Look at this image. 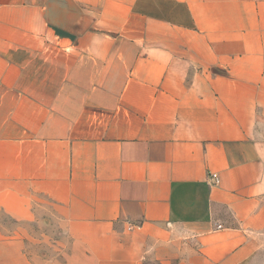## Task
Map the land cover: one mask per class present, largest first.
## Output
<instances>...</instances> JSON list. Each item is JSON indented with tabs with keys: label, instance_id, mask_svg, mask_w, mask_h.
<instances>
[{
	"label": "crops",
	"instance_id": "crops-1",
	"mask_svg": "<svg viewBox=\"0 0 264 264\" xmlns=\"http://www.w3.org/2000/svg\"><path fill=\"white\" fill-rule=\"evenodd\" d=\"M0 264H264V0H0Z\"/></svg>",
	"mask_w": 264,
	"mask_h": 264
},
{
	"label": "rangeland",
	"instance_id": "rangeland-1",
	"mask_svg": "<svg viewBox=\"0 0 264 264\" xmlns=\"http://www.w3.org/2000/svg\"><path fill=\"white\" fill-rule=\"evenodd\" d=\"M30 230L32 231V232H34V231H36V232H39V233H41V234H44V235H47L48 237H49V235L51 234V237L54 239V240H57L56 238V235L54 234V233H52V232H50V229L49 228H46V229H42L40 226H34V225H30ZM41 239H43L42 237H39V239H38V241H40ZM41 244V246H43L42 244H45V243H43V242H41L40 243ZM47 245V244H46ZM46 252H43L42 253V256L45 254Z\"/></svg>",
	"mask_w": 264,
	"mask_h": 264
},
{
	"label": "built area",
	"instance_id": "built-area-1",
	"mask_svg": "<svg viewBox=\"0 0 264 264\" xmlns=\"http://www.w3.org/2000/svg\"><path fill=\"white\" fill-rule=\"evenodd\" d=\"M211 181H212L213 185L217 184V176L216 175H212L211 176Z\"/></svg>",
	"mask_w": 264,
	"mask_h": 264
}]
</instances>
